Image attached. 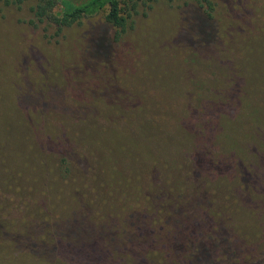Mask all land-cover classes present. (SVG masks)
<instances>
[{
    "label": "rangeland",
    "instance_id": "rangeland-1",
    "mask_svg": "<svg viewBox=\"0 0 264 264\" xmlns=\"http://www.w3.org/2000/svg\"><path fill=\"white\" fill-rule=\"evenodd\" d=\"M210 1L211 16L139 3L115 39L103 12L58 30L32 21L35 0H0V106L37 108L39 149L1 152L21 192L0 219V264H264V0ZM49 136L73 172L54 171ZM85 184L89 198L72 197ZM75 215L104 231L82 252L55 232ZM183 219L203 226L181 248Z\"/></svg>",
    "mask_w": 264,
    "mask_h": 264
},
{
    "label": "trees",
    "instance_id": "trees-1",
    "mask_svg": "<svg viewBox=\"0 0 264 264\" xmlns=\"http://www.w3.org/2000/svg\"><path fill=\"white\" fill-rule=\"evenodd\" d=\"M6 1L21 4L26 0ZM152 1L154 0H35V4L31 7L34 17L32 21L37 23L45 22L56 27L58 30H61L64 27H68L72 24L80 22V20L83 18L98 15L99 13L103 12L104 22L114 30V36L115 39H117L123 32H125L129 25L130 18L132 17L133 13L137 11L139 3L149 5ZM192 1H196L199 6L204 9L205 13L208 16H211L214 6L210 0ZM35 110H37V108L33 107L31 102H26L23 99H20L14 103L9 100V104L3 103V105L0 106V156L1 152L5 153L4 155L7 156L8 150L10 151L17 149L13 146L22 149L25 152V157L27 158L31 157L32 151H34V154H37L39 149L34 147L33 138L30 134L31 129H35L31 122L32 116L35 115ZM48 138L50 141V146L49 150L47 151H49L50 154H53L52 163L54 165V171L59 169L60 171L70 173L73 172L75 168L80 166L79 164L68 160L67 156L64 155V147L68 146V143L65 140L59 144L63 152L61 156L56 158V155L58 154L55 150L56 144H53L54 138L51 136ZM8 143H11V145H7ZM200 147L201 145L198 144V148H196V150L200 149ZM149 148L150 145H148V149ZM166 155L168 154L166 153ZM168 157H170L171 160V156L169 155ZM193 159L196 164H199L200 153L195 152ZM1 169H4L7 173L6 174L4 172L6 174L4 178H2L0 175V219H5L7 214V210L4 209L5 204L11 200H15L14 196L9 194V189L12 188L11 190L14 194H19L21 192V185L17 180L18 178H13V173L16 172V169L8 164L5 160V157L2 156L0 157V170ZM111 169V171H115V166L112 165ZM188 172L192 173L191 170ZM112 173L113 172H111V174ZM9 179L14 180L17 184L14 186H6L9 183ZM181 180L185 181L183 178H181ZM85 187H88V185L85 184L83 187H74L72 189V197L79 196L84 201L88 199L89 196H87V194L89 192L88 188ZM169 189L171 191L173 190L171 188ZM159 191H161V189H159ZM171 191H169V193L164 192L162 194H170ZM184 202L180 203L181 207L178 208V211L176 212L179 213L182 209L183 212H180L181 216L185 217L184 215H186V218L192 217L191 214L186 212V204ZM7 208H10V206H7ZM175 224L176 226L172 228L174 231V245L181 248H183L184 245L186 246V244L191 241L189 232H196V230L203 226V223L200 219L193 220V225L187 220H178ZM55 232H61V234H63L67 239L71 240L67 242L68 244H78L79 246L77 250L82 252L84 249L83 247L87 244V241L85 240L86 237H94L96 234L93 232L104 231L101 228H95L90 223L88 218L85 217V215H75L71 218H67L66 222L56 228ZM201 248L208 249L212 248V246H210V244L206 243L205 241L198 242V246L196 243L193 251L194 258L197 259V255L199 254V251L201 252Z\"/></svg>",
    "mask_w": 264,
    "mask_h": 264
}]
</instances>
